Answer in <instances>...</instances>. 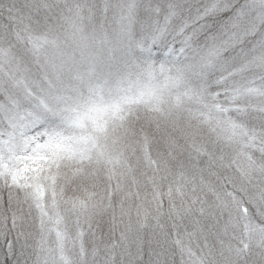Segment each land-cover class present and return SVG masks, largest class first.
I'll list each match as a JSON object with an SVG mask.
<instances>
[{"label":"snow or ice","instance_id":"6c2138e0","mask_svg":"<svg viewBox=\"0 0 264 264\" xmlns=\"http://www.w3.org/2000/svg\"><path fill=\"white\" fill-rule=\"evenodd\" d=\"M0 264H264V0H0Z\"/></svg>","mask_w":264,"mask_h":264}]
</instances>
